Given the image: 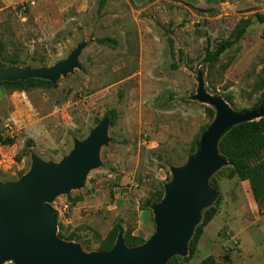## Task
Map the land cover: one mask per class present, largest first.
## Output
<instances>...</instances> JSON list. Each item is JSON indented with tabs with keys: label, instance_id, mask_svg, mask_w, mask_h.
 I'll list each match as a JSON object with an SVG mask.
<instances>
[{
	"label": "rangeland",
	"instance_id": "rangeland-1",
	"mask_svg": "<svg viewBox=\"0 0 264 264\" xmlns=\"http://www.w3.org/2000/svg\"><path fill=\"white\" fill-rule=\"evenodd\" d=\"M244 25L218 60H204ZM81 43L80 68L55 84L28 91L0 85V182L18 181L31 154L60 163L76 140L109 118L100 167L82 188L50 203L57 237L89 255L103 252L101 242L118 225L123 236L144 242L154 234L149 200L164 194L171 168L197 152L213 120L207 109L215 115L192 99L198 73L206 92L232 111L259 107L264 0H0L3 67H51ZM227 166L207 180L215 197L195 226L207 208L218 211L195 254L172 255L165 264H264V201L254 199L248 182L227 178ZM207 257L213 260L205 263Z\"/></svg>",
	"mask_w": 264,
	"mask_h": 264
},
{
	"label": "water",
	"instance_id": "water-1",
	"mask_svg": "<svg viewBox=\"0 0 264 264\" xmlns=\"http://www.w3.org/2000/svg\"><path fill=\"white\" fill-rule=\"evenodd\" d=\"M84 47L85 43L77 45L51 67L0 66V83L42 79L55 84L80 68L78 58ZM197 81L192 99L210 105L215 115L200 137L197 152L186 165L171 168L173 180L164 185L161 201L150 207L155 232L146 242L128 247L119 232L109 250L84 255L76 244L57 237L56 214L50 203L82 188L89 172L100 167V149L110 141V119L104 118L86 138L74 142L60 163L31 154L30 168L18 181L0 182V264H165L172 255H184L201 209L215 197L207 180L228 164L218 151L220 138L235 125L264 117L263 103L257 109L234 112L223 98L206 92L201 73Z\"/></svg>",
	"mask_w": 264,
	"mask_h": 264
},
{
	"label": "trees",
	"instance_id": "trees-1",
	"mask_svg": "<svg viewBox=\"0 0 264 264\" xmlns=\"http://www.w3.org/2000/svg\"><path fill=\"white\" fill-rule=\"evenodd\" d=\"M245 28L241 27L236 32L233 39L221 41L217 44L214 52H209L204 59L206 62L218 60L219 56L233 44L238 42L245 33ZM101 42H114L109 38L100 40ZM18 63L17 59H11L10 64ZM0 66L2 65L0 61ZM40 83H51L42 79H27L25 81L16 82H1L0 85L11 86L13 90L28 91L36 87ZM264 104V92L261 94L259 104ZM209 118L212 120L214 111L210 108L207 109ZM7 142H12L7 139ZM218 151L227 159L228 166L226 167L227 178L236 177L239 181H246L249 184L252 195L256 201H264V117L249 122L240 123L231 127L219 140ZM211 184V183H210ZM215 188L216 185L212 183ZM163 190L149 200V204L157 203L163 198ZM218 209L215 206L207 208L201 217L200 223L195 227L191 238L188 241L187 259L190 260L197 250L200 237L203 233L204 227L213 219ZM122 229L120 225L116 226L112 233L101 242L99 246L100 251L109 250L114 244L119 231ZM124 240L128 246L137 247L144 243L143 240L131 237L130 235L124 236ZM213 260L212 257H207L204 261ZM12 264V263H6Z\"/></svg>",
	"mask_w": 264,
	"mask_h": 264
},
{
	"label": "crops",
	"instance_id": "crops-1",
	"mask_svg": "<svg viewBox=\"0 0 264 264\" xmlns=\"http://www.w3.org/2000/svg\"><path fill=\"white\" fill-rule=\"evenodd\" d=\"M21 105H23V102H21ZM243 182H246V181H243ZM210 223V222H209ZM208 223V224H209ZM208 224L204 227V229H203V233H202V235H201V237H200V240H199V243L198 244H200V242H201V240H202V237H203V235L205 234V231H206V227L208 226ZM229 231H231V230H229ZM232 232V231H231ZM233 237V236H232Z\"/></svg>",
	"mask_w": 264,
	"mask_h": 264
},
{
	"label": "built area",
	"instance_id": "built-area-1",
	"mask_svg": "<svg viewBox=\"0 0 264 264\" xmlns=\"http://www.w3.org/2000/svg\"><path fill=\"white\" fill-rule=\"evenodd\" d=\"M31 4L34 3V1L30 2ZM4 160L0 158V170L3 168Z\"/></svg>",
	"mask_w": 264,
	"mask_h": 264
}]
</instances>
